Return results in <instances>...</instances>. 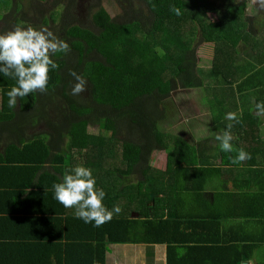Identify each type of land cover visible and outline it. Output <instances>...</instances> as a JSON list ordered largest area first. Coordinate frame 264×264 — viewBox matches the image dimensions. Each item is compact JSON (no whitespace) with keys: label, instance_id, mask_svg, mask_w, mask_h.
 Here are the masks:
<instances>
[{"label":"trees","instance_id":"1","mask_svg":"<svg viewBox=\"0 0 264 264\" xmlns=\"http://www.w3.org/2000/svg\"><path fill=\"white\" fill-rule=\"evenodd\" d=\"M52 1L37 0L29 19L21 14L19 4L9 10V4L0 0V33L17 25L40 29L63 22L55 35L68 43L70 49L51 56L58 68L50 70L47 90H37L18 99L14 109L8 107L7 92L16 81L0 73V121L6 120L9 127L7 135L0 136L3 148L0 214H4L0 215V221L27 225L30 230L41 229L44 239L45 207L54 205L53 202L64 207L54 199L53 185L62 182L66 171L79 165L92 170L96 188L106 193L105 207L111 210L118 205L121 212L100 227L94 226V222L85 223L73 212L62 215L64 220H61L69 224L66 237L71 233V238L64 248L54 251L60 253L59 258L66 255L68 264H104L105 248L109 244L163 241L169 244L167 232L172 233L169 228L173 222L158 220L164 216L158 210L164 207L166 189L173 184L181 195L184 188L191 193L194 184L204 178L206 169L191 162L190 157L194 159L198 149L159 129L165 118L162 103L170 93L180 89L202 91L199 104L202 109H208L212 122L215 117L223 119L224 126L229 122L235 128L258 125V118L249 115L237 116L240 124L225 117L236 109L237 103L231 102L235 93H255L250 103L253 109L264 103V72L250 75L252 68L239 64L241 59L236 50L244 43L254 55H261L264 31L256 35L251 30L252 20L246 17L244 4H237L236 0H125L121 23L111 19L100 4L85 7V17L79 20L74 15L76 0H56L55 5ZM134 1L140 4L137 8ZM172 5L180 9V15L170 11ZM6 12L9 15L5 16ZM64 12L62 17L60 13ZM204 15L214 16L215 22L204 23L201 19ZM196 41L213 47L212 67L208 72L196 66V49L192 48ZM139 66L144 67V76L137 71ZM71 71L87 81L84 93L76 96L69 93L75 83ZM247 109L243 110L244 114ZM89 122L99 125V134L85 131ZM190 125L194 126V122ZM130 126L137 131L136 140L116 138L118 129ZM24 127L33 130L25 132ZM207 130L206 126L196 124L192 136L202 145L206 135L198 133ZM252 136L245 133L242 143ZM155 150L166 155L164 170L148 164ZM132 176L139 179L132 181ZM173 178L176 182L171 183ZM159 193L164 197L147 207L145 203L150 195ZM172 200L186 204L183 199ZM149 209L152 220L147 218ZM132 212L139 213L142 219H131ZM54 221L57 222L55 218ZM30 237L27 245L33 246ZM57 242L48 238L43 247L36 245V250L43 253L40 261H47L46 254L53 252ZM253 246L247 245L242 258L249 256L248 252L256 247ZM189 249L194 253V246L188 252ZM12 263L35 264L23 260Z\"/></svg>","mask_w":264,"mask_h":264},{"label":"crops","instance_id":"2","mask_svg":"<svg viewBox=\"0 0 264 264\" xmlns=\"http://www.w3.org/2000/svg\"><path fill=\"white\" fill-rule=\"evenodd\" d=\"M15 7L16 3L13 7L9 5V10ZM1 92L0 89V108ZM201 95H203L202 91L194 92V104L200 105ZM254 99L255 93H235L231 100L237 103L234 109L237 116L249 115L258 118V125H250L247 128L244 125L235 128L233 125L231 134L236 132L240 134L232 135L233 152L231 153L223 152L215 141V135L226 130L227 126L221 125L223 119L216 120L214 117L212 122L208 109H200L192 115L194 126L180 128L183 130L181 133L184 131L185 133L184 136L182 134L179 137L198 149L194 159L190 157L191 162L206 171L204 178L194 184L195 190L191 193L184 188L181 195L178 193V187L172 184L166 189L168 198L161 193L152 194L145 203L147 207H150L155 199L164 197V207L158 210L164 216L158 220L173 222L170 223L172 226L169 228L172 233L167 232L171 242L169 244L165 241L158 244H109L105 248L104 264H264V114L251 108L253 105L251 106L250 103H253ZM245 109L247 112L244 114ZM234 122L239 123V121ZM6 123V120L0 121L1 137L7 135L9 127ZM196 124L204 125L209 129V131L198 133L206 135L203 139L205 143L202 145L198 138L192 136ZM27 129L29 128L24 127L22 130L26 132ZM32 130L29 129L27 132ZM245 133L251 136L255 134L252 136L254 139L251 138L242 143ZM2 149L0 147V153ZM240 149L249 153L250 159L234 165L229 157L235 156ZM250 150H253V153ZM160 154L164 157V167L159 169L164 170L166 155ZM134 178L137 177L132 176V181L136 180ZM167 182H170V178ZM173 182H176L174 178L171 183ZM172 199H183L186 204L182 205ZM53 204L45 207L47 214L42 216L46 220L47 227L44 239L41 237V229L30 230L27 225L0 221V264H10L16 260L35 264L70 263L66 260V255L59 258L60 253L54 251L56 248L60 250L61 247L64 248V244L71 238V233L69 237H66L70 232L67 230L69 224L61 218L64 220L62 215L65 213L75 214V208L65 209L57 202ZM169 213L182 216L181 218L170 217ZM147 214L148 220L154 219L150 209ZM187 214L190 215L189 218H185ZM7 215L10 217L11 214ZM17 216L13 215V217ZM130 218L142 219L137 212H132ZM17 230L21 233H16ZM50 231L53 233L49 234ZM28 236L32 239L33 246L27 245ZM48 238L58 242L54 243L53 252L46 254L47 261H40L39 256L43 253L41 250H36V245L43 247ZM46 245L48 246L49 243ZM247 245L256 247L248 252L249 256L242 258ZM170 246L175 248H169ZM193 246L194 253L190 249L188 252L187 249ZM239 254L242 259L239 258Z\"/></svg>","mask_w":264,"mask_h":264},{"label":"clouds","instance_id":"3","mask_svg":"<svg viewBox=\"0 0 264 264\" xmlns=\"http://www.w3.org/2000/svg\"><path fill=\"white\" fill-rule=\"evenodd\" d=\"M264 6V0H261ZM170 11L180 15L181 11L175 5ZM69 45L47 28L37 29L33 26L23 28L19 25L0 33V73L15 79L16 84L7 92L8 107L14 109L18 99L28 96L37 90H47L49 72L58 68L51 58L56 53H67ZM70 75L75 83L71 94L79 95L86 90L87 81L75 71ZM259 113L264 114V103L257 104ZM228 121H237V114L229 112L225 117ZM229 123L226 130L215 135L218 147L225 153L233 152L231 128ZM232 164H240L250 155L243 149L235 156L229 157ZM54 199L67 209L75 208V215L85 223H93L100 227L110 221L114 214H119L121 208L117 205L111 210L105 207L103 201L106 193L96 188V180L90 168L76 166L65 172L62 182L53 185Z\"/></svg>","mask_w":264,"mask_h":264},{"label":"rangeland","instance_id":"4","mask_svg":"<svg viewBox=\"0 0 264 264\" xmlns=\"http://www.w3.org/2000/svg\"><path fill=\"white\" fill-rule=\"evenodd\" d=\"M10 7L17 3L21 7V14L26 16L27 18H32L31 10L36 5L37 0H5ZM56 0L52 1V4L55 5ZM128 1V0H126ZM125 0H120L118 3L115 0H76L77 12L74 14L76 18L79 20L84 19L85 17V7L93 6L94 4H100L102 8L109 14L111 19L115 20L118 23H121L122 17V8H125L127 2ZM237 4H244L246 17H249L251 22L252 31L259 35L264 31V6H262L261 0H236ZM63 3V2H62ZM134 6L137 8L140 4L137 2H133ZM120 6V7H119ZM9 8V7H8ZM55 10V9H54ZM63 11V8L60 9ZM145 13L146 9L144 8ZM9 15L6 12L5 16ZM62 17L64 14L60 13ZM201 19L204 23L207 22H215L214 16L204 15L201 16ZM63 22H58L55 25H49L47 27L48 30L52 31L55 34L62 28ZM28 26V25H27ZM196 41L192 48L196 49V57H197V68L201 71L208 72L212 67V57H213V47L211 44H201ZM237 55L241 59L240 65H248L252 68L249 73L254 74L258 71L264 72V52L261 55H254L249 48L244 43H240L237 47ZM137 71L141 75H145V69L142 66L137 68ZM71 93V90L69 91ZM84 93V92H83ZM198 93V92H195ZM162 108L165 111L164 122L160 124L159 129L168 134L180 136L184 132L181 127H189L191 122H194L192 119L195 112H198L202 109L201 105L194 104V91L193 90H177L173 93H170L169 97L166 98L165 102L162 103ZM187 119V120H186ZM132 129V130H131ZM123 130V131H122ZM126 130H130V133L125 132ZM85 131L91 134H99L101 128L95 122H89L85 125ZM117 139L122 140H136L137 139V131L133 130V126H130L128 129H118V135H116ZM148 164L155 168L164 167V157L159 153V151H153L149 157ZM131 179V178H130ZM137 181L139 177L134 178ZM132 180V179H131Z\"/></svg>","mask_w":264,"mask_h":264}]
</instances>
